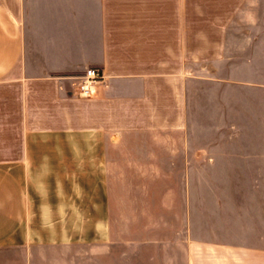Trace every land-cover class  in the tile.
I'll return each instance as SVG.
<instances>
[{
    "label": "crops",
    "instance_id": "1",
    "mask_svg": "<svg viewBox=\"0 0 264 264\" xmlns=\"http://www.w3.org/2000/svg\"><path fill=\"white\" fill-rule=\"evenodd\" d=\"M250 3L0 0V264L102 262L107 233L97 223L110 220L120 183L117 144L185 129L189 79L224 66L233 21ZM88 69L103 76L90 98L79 93ZM239 70L252 77L246 65ZM191 184L199 189L194 177ZM257 193H209L206 223L193 194L175 264H264ZM41 221L97 228L40 231Z\"/></svg>",
    "mask_w": 264,
    "mask_h": 264
},
{
    "label": "rangeland",
    "instance_id": "2",
    "mask_svg": "<svg viewBox=\"0 0 264 264\" xmlns=\"http://www.w3.org/2000/svg\"><path fill=\"white\" fill-rule=\"evenodd\" d=\"M230 33L224 66L189 79L182 132L133 136L117 144L120 183L110 191V220L97 223L107 233L108 249L98 264H175L176 242L190 234L193 194L200 195L205 223L211 192L237 198L258 192L264 200V0H251ZM243 65L252 77L241 76ZM139 167L168 172L141 174ZM193 177L199 189L192 188ZM215 181L228 185L210 191L207 183ZM95 224L41 221L37 229L91 232Z\"/></svg>",
    "mask_w": 264,
    "mask_h": 264
},
{
    "label": "built area",
    "instance_id": "3",
    "mask_svg": "<svg viewBox=\"0 0 264 264\" xmlns=\"http://www.w3.org/2000/svg\"><path fill=\"white\" fill-rule=\"evenodd\" d=\"M103 76L101 72L95 69H88L82 77L79 85V93L81 96L90 98L94 95L93 87L96 83L101 82Z\"/></svg>",
    "mask_w": 264,
    "mask_h": 264
}]
</instances>
